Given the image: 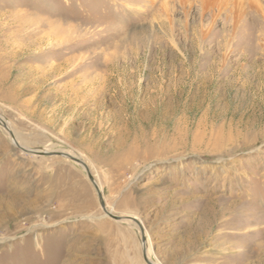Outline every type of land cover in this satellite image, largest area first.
<instances>
[{"label":"rangeland","instance_id":"374dc122","mask_svg":"<svg viewBox=\"0 0 264 264\" xmlns=\"http://www.w3.org/2000/svg\"><path fill=\"white\" fill-rule=\"evenodd\" d=\"M0 117V264H146L25 150L157 264H264V0H0Z\"/></svg>","mask_w":264,"mask_h":264},{"label":"water","instance_id":"95a60500","mask_svg":"<svg viewBox=\"0 0 264 264\" xmlns=\"http://www.w3.org/2000/svg\"><path fill=\"white\" fill-rule=\"evenodd\" d=\"M2 121H0L1 123ZM2 124V123H1ZM4 126V124H2ZM4 128H6V126H4ZM9 135L12 137L11 140L14 143L15 146L19 147V144L14 140H13V136L11 135L10 131L8 132ZM25 152L27 153H33L34 155H40V156H60L63 157L65 159H68L70 161H73L74 163H76L77 165H80V167L85 171V174L87 176V179L89 180V182L92 184V186L94 187V190L97 194V198H98V202L100 207L102 208L105 216L114 219L116 221H131L134 224H137L139 231H140V242H141V248H142V256H143V260L146 264H154L152 261H150L147 258L146 255V248H145V242H146V236L144 235V230L143 227L141 226V224L135 220L134 218L130 217V216H125V217H118V216H114L112 215L109 211L106 210L105 205L103 203V196H102V192L101 189L99 188V185L97 184L96 180L94 179V177L91 175L87 165L77 156H71L67 153H65L64 151H30V150H25Z\"/></svg>","mask_w":264,"mask_h":264},{"label":"bare ground","instance_id":"6f19581e","mask_svg":"<svg viewBox=\"0 0 264 264\" xmlns=\"http://www.w3.org/2000/svg\"><path fill=\"white\" fill-rule=\"evenodd\" d=\"M0 121H2L1 123L2 124H4V126H6V130H7V132L9 131V129H7L8 127H7V124H6V122H5V120L2 118V117H0ZM4 121V122H3ZM11 133V132H10ZM12 136H13V140H14V142L16 141V138H15V135H13V133H12ZM47 151V150H46ZM65 153H67V154H69V155H72V156H77L75 153H72L71 151H64ZM100 188V187H99ZM109 212L111 213V210H109ZM128 216H131V217H133L135 220H137L140 224H141V222H140V220H139V218L137 217V216H132V215H128ZM126 222H130V223H133V222H131V221H126ZM118 223V222H117ZM137 225V224H136ZM141 226L143 227V225L141 224ZM143 230H144V235H145V229H144V227H143ZM131 232V231H130ZM147 237V236H146ZM126 238V237H125ZM139 238V237H138ZM150 238H147V240H146V242H145V248H146V255H147V258L150 260V261H152L154 264H157V263H155L152 259H151V256H150V251H151V243H150V240H149ZM131 252V251H130ZM225 253V252H224ZM261 258V257H260ZM143 264V263H142Z\"/></svg>","mask_w":264,"mask_h":264}]
</instances>
